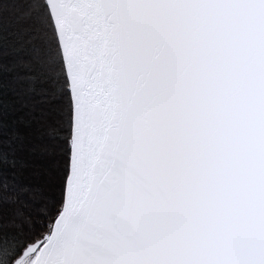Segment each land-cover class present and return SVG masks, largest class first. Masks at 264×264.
<instances>
[{"label":"snow or ice","instance_id":"1","mask_svg":"<svg viewBox=\"0 0 264 264\" xmlns=\"http://www.w3.org/2000/svg\"><path fill=\"white\" fill-rule=\"evenodd\" d=\"M0 264H264V0H0Z\"/></svg>","mask_w":264,"mask_h":264}]
</instances>
